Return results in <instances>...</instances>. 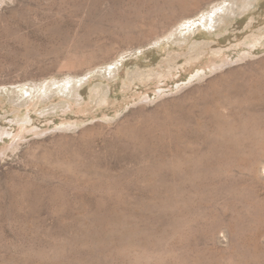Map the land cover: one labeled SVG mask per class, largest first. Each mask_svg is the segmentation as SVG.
<instances>
[{"label": "rangeland", "instance_id": "374dc122", "mask_svg": "<svg viewBox=\"0 0 264 264\" xmlns=\"http://www.w3.org/2000/svg\"><path fill=\"white\" fill-rule=\"evenodd\" d=\"M0 264H264V0H0Z\"/></svg>", "mask_w": 264, "mask_h": 264}]
</instances>
